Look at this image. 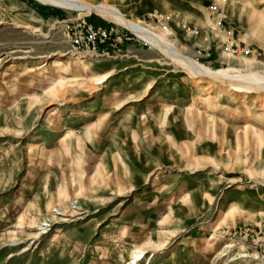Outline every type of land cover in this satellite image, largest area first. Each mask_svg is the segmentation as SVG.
Wrapping results in <instances>:
<instances>
[{"label":"rangeland","instance_id":"obj_1","mask_svg":"<svg viewBox=\"0 0 264 264\" xmlns=\"http://www.w3.org/2000/svg\"><path fill=\"white\" fill-rule=\"evenodd\" d=\"M84 1L185 60L94 12L0 0V264H264V89L237 83L264 82V0ZM214 1L250 54L225 49ZM79 18L112 30L96 54L72 49Z\"/></svg>","mask_w":264,"mask_h":264},{"label":"bare ground","instance_id":"obj_2","mask_svg":"<svg viewBox=\"0 0 264 264\" xmlns=\"http://www.w3.org/2000/svg\"><path fill=\"white\" fill-rule=\"evenodd\" d=\"M44 3H49L54 6L68 8V9H79L84 10L85 13H96L103 17L106 20L117 22L126 28L130 29L132 32H134L139 37L145 39L146 41L156 45V46H163L165 50L170 51L173 55H175L178 58V61L181 63H184V57L181 53V51L177 48V45L175 43H170L167 40H164L163 37L155 34L151 29L143 27L140 23L132 21L131 19L125 17V14L120 9L116 8L113 5H110L108 3H89L84 0H39ZM162 35V34H161ZM191 60V64L187 65V68L190 70L191 73L194 75L197 74V76L206 74L210 75L217 81H224V82H230L235 83L236 80H231L229 76L225 75L226 70L219 69V70H211L208 69L199 63ZM186 63V62H185ZM234 70H232L233 72ZM240 71V70H239ZM237 72V71H236ZM234 72V73H236ZM247 72V71H246ZM233 73V74H234ZM251 73V72H249ZM253 76H256L255 74ZM232 77V76H231ZM250 77V75H249ZM107 77H102L100 80L104 81ZM245 78V77H244ZM252 78V77H251ZM238 85L242 88L246 89H252V90H259L264 89V82H257V80L253 79H245V81H239L237 80ZM237 85V84H235ZM143 252L140 250H135L131 254L130 260L126 264H139V260L141 259ZM150 258V257H149ZM147 261V260H146Z\"/></svg>","mask_w":264,"mask_h":264},{"label":"built area","instance_id":"obj_3","mask_svg":"<svg viewBox=\"0 0 264 264\" xmlns=\"http://www.w3.org/2000/svg\"><path fill=\"white\" fill-rule=\"evenodd\" d=\"M208 10L215 19L216 27H224L220 2L214 1L208 6ZM66 28L72 49L77 54H96L99 45L104 43L106 39H110L112 35V30L107 31L96 27L86 22L84 18L67 22ZM223 31L226 34L225 49L245 55L252 52L251 47L245 45L242 39L236 35L234 28L224 27Z\"/></svg>","mask_w":264,"mask_h":264},{"label":"crops","instance_id":"obj_4","mask_svg":"<svg viewBox=\"0 0 264 264\" xmlns=\"http://www.w3.org/2000/svg\"><path fill=\"white\" fill-rule=\"evenodd\" d=\"M23 2H24V3H23ZM23 2H22V3L20 2V3H21V4H24V5H25V3H27L26 1H23Z\"/></svg>","mask_w":264,"mask_h":264}]
</instances>
